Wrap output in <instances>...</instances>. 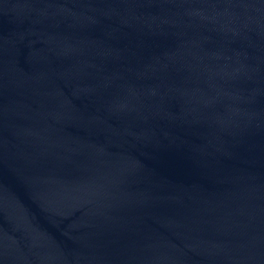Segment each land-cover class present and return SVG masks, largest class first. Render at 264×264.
Masks as SVG:
<instances>
[{
	"label": "water",
	"instance_id": "obj_1",
	"mask_svg": "<svg viewBox=\"0 0 264 264\" xmlns=\"http://www.w3.org/2000/svg\"><path fill=\"white\" fill-rule=\"evenodd\" d=\"M0 264H264V0H0Z\"/></svg>",
	"mask_w": 264,
	"mask_h": 264
}]
</instances>
